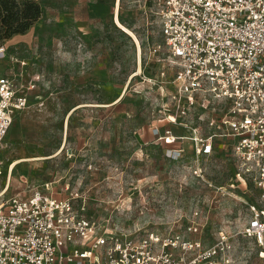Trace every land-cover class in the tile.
I'll return each instance as SVG.
<instances>
[{"label":"rangeland","instance_id":"1","mask_svg":"<svg viewBox=\"0 0 264 264\" xmlns=\"http://www.w3.org/2000/svg\"><path fill=\"white\" fill-rule=\"evenodd\" d=\"M17 1H34L42 13L24 33L3 37L0 25L7 50L0 76L33 86L5 135L0 200L52 182L54 195L76 192L74 208L101 225L204 246L225 235L236 246L234 264H264V247L241 234L259 190L235 176L232 154L221 149L226 140H216L212 154L196 155L184 139L174 158L154 132L166 128L173 109L166 94L174 67L151 1ZM116 14L139 49L115 25ZM192 116L188 123L207 132Z\"/></svg>","mask_w":264,"mask_h":264},{"label":"built area","instance_id":"2","mask_svg":"<svg viewBox=\"0 0 264 264\" xmlns=\"http://www.w3.org/2000/svg\"><path fill=\"white\" fill-rule=\"evenodd\" d=\"M150 1L174 67L166 94L173 109L166 128L154 132L174 158L184 152V139L196 155H210L216 140H226L223 152L232 154L235 176L259 190L260 204H252L241 234L264 247V0ZM6 56L0 45V60ZM32 87L0 76V157L14 113L27 106ZM190 115L205 121L208 131L188 123ZM176 126L186 134L175 135ZM1 165L0 158V171ZM77 197L34 188L0 200V264L235 263L236 246L225 235L204 246L176 234L117 231L76 210Z\"/></svg>","mask_w":264,"mask_h":264},{"label":"trees","instance_id":"3","mask_svg":"<svg viewBox=\"0 0 264 264\" xmlns=\"http://www.w3.org/2000/svg\"><path fill=\"white\" fill-rule=\"evenodd\" d=\"M41 13L40 5L34 1L0 0V25L3 37L24 33ZM119 21L123 24L121 20Z\"/></svg>","mask_w":264,"mask_h":264},{"label":"bare ground","instance_id":"4","mask_svg":"<svg viewBox=\"0 0 264 264\" xmlns=\"http://www.w3.org/2000/svg\"><path fill=\"white\" fill-rule=\"evenodd\" d=\"M118 4V3H117ZM114 23L115 25L123 32H125L126 34H128L132 39L133 41L137 44V47L139 49V42L136 38V36L133 34V32L128 29L126 26H124L120 21H119V18H118V15L116 14L114 16ZM22 160H25V159H22ZM18 161H14L11 166H10V170L14 167V165L17 163ZM6 190V189H5Z\"/></svg>","mask_w":264,"mask_h":264},{"label":"crops","instance_id":"5","mask_svg":"<svg viewBox=\"0 0 264 264\" xmlns=\"http://www.w3.org/2000/svg\"><path fill=\"white\" fill-rule=\"evenodd\" d=\"M5 76V75H4ZM27 93V95H28V92H26ZM20 111V110H19ZM18 112V111H17ZM17 112H15L14 113V115L17 113ZM14 117V116H13ZM13 120V119H12ZM164 130V129H163ZM172 131H173V133L175 134V135H182V134H185L184 133V131H183V129L182 130H178L177 128H172ZM222 146V150H223V145H221ZM22 161V160H21ZM41 184H39L37 187H35V188H39V189H41V190H44V191H46V192H51V193H53V191L51 190V188H50V186L48 185V190H46L45 189V187H44V184L45 183H47V184H49L50 183V185L52 184V182H40ZM66 188H68V185H66ZM54 194V193H53ZM56 195V194H55Z\"/></svg>","mask_w":264,"mask_h":264}]
</instances>
